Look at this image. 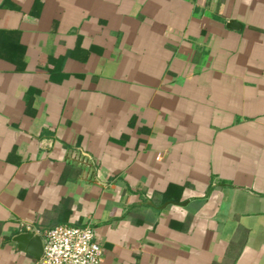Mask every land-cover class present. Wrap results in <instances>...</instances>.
Instances as JSON below:
<instances>
[{"label": "crops", "instance_id": "crops-1", "mask_svg": "<svg viewBox=\"0 0 264 264\" xmlns=\"http://www.w3.org/2000/svg\"><path fill=\"white\" fill-rule=\"evenodd\" d=\"M58 225L98 264H264V0H0V264Z\"/></svg>", "mask_w": 264, "mask_h": 264}, {"label": "built area", "instance_id": "built-area-1", "mask_svg": "<svg viewBox=\"0 0 264 264\" xmlns=\"http://www.w3.org/2000/svg\"><path fill=\"white\" fill-rule=\"evenodd\" d=\"M85 162L84 159L81 160ZM42 255L30 264H98L101 250L88 225H58L41 237Z\"/></svg>", "mask_w": 264, "mask_h": 264}, {"label": "water", "instance_id": "water-1", "mask_svg": "<svg viewBox=\"0 0 264 264\" xmlns=\"http://www.w3.org/2000/svg\"><path fill=\"white\" fill-rule=\"evenodd\" d=\"M226 27L230 29H238L239 25L234 21H228ZM18 250L29 254L34 261L38 260L42 255V244L41 238L30 232H22L14 235L11 239Z\"/></svg>", "mask_w": 264, "mask_h": 264}]
</instances>
